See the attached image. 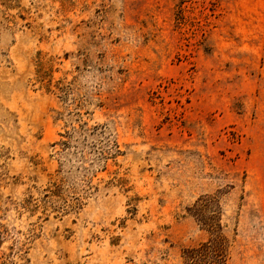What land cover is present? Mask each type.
Here are the masks:
<instances>
[{
    "label": "rangeland",
    "instance_id": "374dc122",
    "mask_svg": "<svg viewBox=\"0 0 264 264\" xmlns=\"http://www.w3.org/2000/svg\"><path fill=\"white\" fill-rule=\"evenodd\" d=\"M216 233L264 264V0H0V264Z\"/></svg>",
    "mask_w": 264,
    "mask_h": 264
},
{
    "label": "trees",
    "instance_id": "16d2710c",
    "mask_svg": "<svg viewBox=\"0 0 264 264\" xmlns=\"http://www.w3.org/2000/svg\"><path fill=\"white\" fill-rule=\"evenodd\" d=\"M187 257L190 264H226V240L222 234L216 233L212 239L200 247L187 250Z\"/></svg>",
    "mask_w": 264,
    "mask_h": 264
}]
</instances>
